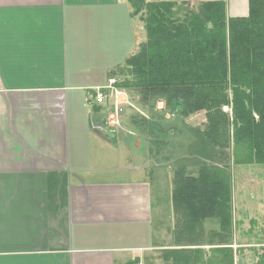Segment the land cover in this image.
Here are the masks:
<instances>
[{"label": "crops", "instance_id": "0c3cea01", "mask_svg": "<svg viewBox=\"0 0 264 264\" xmlns=\"http://www.w3.org/2000/svg\"><path fill=\"white\" fill-rule=\"evenodd\" d=\"M219 1L228 17L249 14V0ZM145 36L128 0H0V264H148L169 247L157 238L154 169L144 150L129 148L111 86ZM228 152L234 221L242 204L251 219L263 216L264 196L241 184L249 173ZM221 232L207 222L206 234ZM227 247L238 264V249L260 245Z\"/></svg>", "mask_w": 264, "mask_h": 264}, {"label": "trees", "instance_id": "16d2710c", "mask_svg": "<svg viewBox=\"0 0 264 264\" xmlns=\"http://www.w3.org/2000/svg\"><path fill=\"white\" fill-rule=\"evenodd\" d=\"M128 1L132 15L144 23L146 40L125 62L131 79L118 86L145 97H165L169 105L181 101L184 116L204 112L203 135L219 149L196 173L185 167L173 172L175 239L191 247L169 250L165 260L234 264L233 250L225 243L233 219L226 150L232 149L233 165H264V0H249V14L243 17H228L219 0L196 8L171 1ZM211 220L224 235L215 233L222 243L212 244L210 233L209 257L202 243ZM213 255L221 258L212 261Z\"/></svg>", "mask_w": 264, "mask_h": 264}, {"label": "rangeland", "instance_id": "374dc122", "mask_svg": "<svg viewBox=\"0 0 264 264\" xmlns=\"http://www.w3.org/2000/svg\"><path fill=\"white\" fill-rule=\"evenodd\" d=\"M152 1L158 2L161 0ZM140 45L137 51L140 49ZM128 71V66L124 63L113 72L114 79L111 86L115 85V87L117 86L116 90L124 92L123 97L120 95V105L118 109H115V115H123L125 118L128 133L126 131L123 132L131 151L142 152L144 150L149 156V164L154 169V179H152L154 191L155 194H158L157 200L161 202L163 212L161 219L156 221L157 238H159V244H168L167 246L169 247L157 251L155 257H152V261L148 262V264H168L165 260V253L167 251L191 247L183 246L186 245L184 243L179 245L175 239L174 218L171 217L170 209L171 201L169 203V197L172 194V181L170 182L169 178L175 170L183 167L189 172L196 173L203 163V161L199 160V157L204 155L208 160L214 159L216 158L218 149L203 135V130L206 126L204 112L184 116V105L181 101L175 100L169 105L165 97H145L139 90L119 87L118 85L122 84L123 81L131 79ZM223 110L225 113L231 114L229 107L226 106ZM116 119H114L112 124L121 130V123L116 122ZM133 131L139 132L144 138L133 135ZM228 155L232 163V149L228 152ZM251 166L253 167L245 166L249 173V178L245 180L244 177H241V184L246 183V188H249L251 185L252 188L264 196V165ZM230 171L232 172L231 167ZM232 176L234 192L238 185H236L233 173ZM234 193L236 194V192ZM233 201L232 197L233 219L230 231L225 234V243L227 245L235 243L243 246L258 243L260 245L258 249L245 247L237 250V255L242 258L240 261V257L237 256L238 264H261L260 258L264 256V214L259 218L251 219L248 204L246 206L242 204L241 207L239 205V208L235 207L237 219L234 221ZM211 234L212 244L222 243L219 236H216L215 233ZM219 234L224 235L222 232ZM209 236L210 233H204V241L202 243L204 246L209 245ZM205 251L209 252L210 257L211 248L205 249ZM212 254L214 253L212 252ZM230 254H234L235 260L234 251H231ZM217 258L221 257L213 255L212 261L216 262Z\"/></svg>", "mask_w": 264, "mask_h": 264}, {"label": "built area", "instance_id": "2783aa9c", "mask_svg": "<svg viewBox=\"0 0 264 264\" xmlns=\"http://www.w3.org/2000/svg\"><path fill=\"white\" fill-rule=\"evenodd\" d=\"M122 93V91L120 90H115V94L116 96H120ZM96 100L98 104H103L106 100V93L103 90H99L97 96H96ZM120 104H117L116 108H119Z\"/></svg>", "mask_w": 264, "mask_h": 264}]
</instances>
